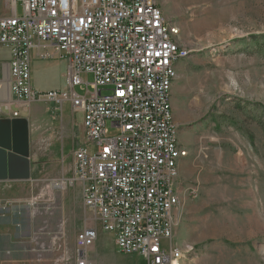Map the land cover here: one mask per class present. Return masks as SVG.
Here are the masks:
<instances>
[{
  "label": "rangeland",
  "instance_id": "obj_1",
  "mask_svg": "<svg viewBox=\"0 0 264 264\" xmlns=\"http://www.w3.org/2000/svg\"><path fill=\"white\" fill-rule=\"evenodd\" d=\"M8 1L0 0V17L11 14ZM158 3L189 52L178 65L172 99L178 141L188 149L174 184L180 264H264V0ZM8 55L0 49L1 69ZM34 59L36 91H65L66 61ZM74 119L75 146L87 143L82 114ZM49 172L19 193H0V264H76V239L92 226V214L79 185L55 191L50 203L47 185L61 179ZM33 198H40L37 205ZM97 228L91 264H146L121 255L115 235Z\"/></svg>",
  "mask_w": 264,
  "mask_h": 264
},
{
  "label": "built area",
  "instance_id": "obj_2",
  "mask_svg": "<svg viewBox=\"0 0 264 264\" xmlns=\"http://www.w3.org/2000/svg\"><path fill=\"white\" fill-rule=\"evenodd\" d=\"M6 8L10 16L0 17V49L10 55L0 68L6 108L13 96L22 106L70 103L83 114L87 143L74 152V176L47 185L50 203L55 191L79 185L92 214V226L77 236L75 263L91 264L99 225L115 235L123 256L180 264L174 184L188 152L178 141L172 99L178 65L189 55L178 41L180 30L158 0H9ZM35 56L67 62L65 91L34 89Z\"/></svg>",
  "mask_w": 264,
  "mask_h": 264
},
{
  "label": "crops",
  "instance_id": "obj_3",
  "mask_svg": "<svg viewBox=\"0 0 264 264\" xmlns=\"http://www.w3.org/2000/svg\"><path fill=\"white\" fill-rule=\"evenodd\" d=\"M8 56L10 57V55ZM33 62H35V59ZM54 90L63 91L60 88ZM0 94V120L24 118L30 123V164L32 178L31 181L25 182H0V193H6L13 189H16L15 193H19L25 190L27 186H33L39 175L41 177H48L47 172L49 171V174L56 179L72 178L75 171L74 152L78 145H81L77 143L75 146V132L78 127L74 115L81 112H75L70 103H65L62 108L56 107L53 104L41 103L33 104L29 107L22 106L16 103V99L13 96L10 97L12 102L10 109H8L6 108L7 98H9L7 88L2 86ZM65 105L70 107L72 113L70 118L64 115ZM53 110L57 111L56 115L55 112H52ZM14 113H18V117H13ZM82 129L84 131V120ZM179 144L183 146L180 142ZM183 148L188 152L185 146ZM185 158L181 159L178 172Z\"/></svg>",
  "mask_w": 264,
  "mask_h": 264
},
{
  "label": "water",
  "instance_id": "obj_4",
  "mask_svg": "<svg viewBox=\"0 0 264 264\" xmlns=\"http://www.w3.org/2000/svg\"><path fill=\"white\" fill-rule=\"evenodd\" d=\"M30 123L0 120V182L31 181Z\"/></svg>",
  "mask_w": 264,
  "mask_h": 264
},
{
  "label": "bare ground",
  "instance_id": "obj_5",
  "mask_svg": "<svg viewBox=\"0 0 264 264\" xmlns=\"http://www.w3.org/2000/svg\"><path fill=\"white\" fill-rule=\"evenodd\" d=\"M177 264V263H176Z\"/></svg>",
  "mask_w": 264,
  "mask_h": 264
}]
</instances>
